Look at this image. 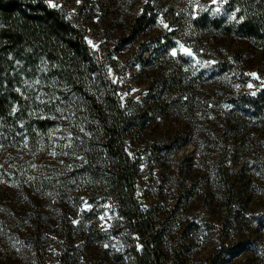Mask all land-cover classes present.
<instances>
[{
	"label": "rangeland",
	"instance_id": "1",
	"mask_svg": "<svg viewBox=\"0 0 264 264\" xmlns=\"http://www.w3.org/2000/svg\"><path fill=\"white\" fill-rule=\"evenodd\" d=\"M45 1L84 30L136 119L125 150L157 264H264V43L238 35L235 0ZM17 136L0 140V264H135L70 130Z\"/></svg>",
	"mask_w": 264,
	"mask_h": 264
},
{
	"label": "trees",
	"instance_id": "2",
	"mask_svg": "<svg viewBox=\"0 0 264 264\" xmlns=\"http://www.w3.org/2000/svg\"><path fill=\"white\" fill-rule=\"evenodd\" d=\"M234 8L238 35L264 43V0H235ZM28 85L39 92L26 98ZM33 103H42V115ZM135 124L75 21L45 0H0L1 142L16 139L18 131L70 130L82 168L100 181L134 235L135 264H157L155 223L136 195L139 164L125 150Z\"/></svg>",
	"mask_w": 264,
	"mask_h": 264
},
{
	"label": "snow or ice",
	"instance_id": "3",
	"mask_svg": "<svg viewBox=\"0 0 264 264\" xmlns=\"http://www.w3.org/2000/svg\"><path fill=\"white\" fill-rule=\"evenodd\" d=\"M214 2H215V0H214ZM233 18L235 19V17H233ZM165 27H167V26L165 25ZM89 43H91V41H89ZM173 55H175V52H173ZM252 75L254 76L255 74H252Z\"/></svg>",
	"mask_w": 264,
	"mask_h": 264
}]
</instances>
